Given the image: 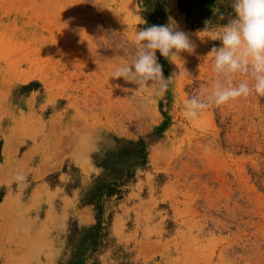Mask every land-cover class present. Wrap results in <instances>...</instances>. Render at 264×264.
<instances>
[{
  "label": "rangeland",
  "instance_id": "1",
  "mask_svg": "<svg viewBox=\"0 0 264 264\" xmlns=\"http://www.w3.org/2000/svg\"><path fill=\"white\" fill-rule=\"evenodd\" d=\"M169 17L195 48L157 51L167 91L112 78ZM204 28L177 0H0V264H264V96L185 118Z\"/></svg>",
  "mask_w": 264,
  "mask_h": 264
},
{
  "label": "clouds",
  "instance_id": "2",
  "mask_svg": "<svg viewBox=\"0 0 264 264\" xmlns=\"http://www.w3.org/2000/svg\"><path fill=\"white\" fill-rule=\"evenodd\" d=\"M231 15L220 31L210 29L212 21L205 20L203 32H210L209 39L219 40L220 46H213L207 56L213 58L215 80L211 91L202 89L188 97L185 102V118L195 120L209 106H221L241 97L255 93L264 96V0H231ZM224 20V16L219 17ZM141 23H147L142 20ZM136 51L130 62L116 67L112 78H123L135 84L138 89L158 86L167 91L173 77L165 79L157 51L170 62L180 53L194 51L195 45L188 33L180 30L169 17V22L151 25L135 32ZM223 75L224 81L217 79ZM247 77L235 82V76ZM26 179L18 175L16 180Z\"/></svg>",
  "mask_w": 264,
  "mask_h": 264
},
{
  "label": "trees",
  "instance_id": "3",
  "mask_svg": "<svg viewBox=\"0 0 264 264\" xmlns=\"http://www.w3.org/2000/svg\"><path fill=\"white\" fill-rule=\"evenodd\" d=\"M179 9L185 14L189 24L194 27H205L204 21H212L211 25H223L227 22L231 15L230 4L231 1L227 3H221L218 6L216 12L213 10H203L200 11L199 5L203 0H177ZM223 15L224 20H220L219 17Z\"/></svg>",
  "mask_w": 264,
  "mask_h": 264
}]
</instances>
